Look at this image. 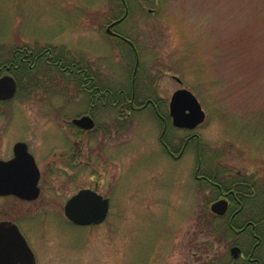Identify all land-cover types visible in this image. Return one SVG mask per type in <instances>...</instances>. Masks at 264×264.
Returning <instances> with one entry per match:
<instances>
[{
  "label": "rangeland",
  "instance_id": "374dc122",
  "mask_svg": "<svg viewBox=\"0 0 264 264\" xmlns=\"http://www.w3.org/2000/svg\"><path fill=\"white\" fill-rule=\"evenodd\" d=\"M128 4L118 30L145 49L142 69L146 82H155L143 87L159 96L162 118L150 108L119 121L124 111L92 106L54 77L55 96L40 89L1 104L0 158L25 141L43 172L33 221L22 226L38 264L229 260L223 243L202 227L207 203L219 197L198 189L195 147L187 131L173 127L169 104L183 87L198 97L207 118L192 133L205 145V168L220 167L228 182L239 173L252 177L264 201V0H150L145 10L136 0ZM119 6V0H0V61L18 46L53 47L106 85L131 86L134 64L115 50L125 44L107 33ZM89 112L97 129L82 134L71 122ZM162 135L179 158L166 151ZM87 188L110 199V212L99 225L77 226L65 204ZM1 209L24 210L11 199L0 200Z\"/></svg>",
  "mask_w": 264,
  "mask_h": 264
},
{
  "label": "flooded vegetation",
  "instance_id": "af4514ba",
  "mask_svg": "<svg viewBox=\"0 0 264 264\" xmlns=\"http://www.w3.org/2000/svg\"><path fill=\"white\" fill-rule=\"evenodd\" d=\"M120 1V14L119 16L115 17L111 21L108 22L107 25V33L109 34V37L117 41L118 43L120 42L121 44H125L123 46H118L115 48V50H120L123 54H125L129 60L130 63L134 64L133 69H131V78H130V85H131V90L129 91L127 89V85L123 86L122 88L119 89V94L118 95H113L109 96L106 93H99V95L96 96L95 103H99L100 101H105V102H115L117 103H127L131 109H121L122 105H118L119 109L118 112H123V116L118 118V120H123L124 118H127L128 115L132 112H137L141 110H147V109H152L154 114L158 118L161 117V112H160V103L162 102L159 98V96H151V94L146 90L144 87L145 86H150L153 84V81L151 84L146 82L147 77L145 76V69H142V51L145 50L143 47L137 46V44L132 40L130 37L124 35L118 28L122 25V23L129 17V14L131 12V8L129 7L128 0H119ZM138 1L139 6L145 10L146 8V3L149 2L150 0H136ZM156 9H149V13H156ZM29 53L33 54V52ZM26 56H20L19 61H25ZM44 60H46L47 63L53 65L55 64L54 60V55L52 52L51 48H48L47 50V55L43 57ZM60 65V69L63 71L65 68V63L63 61H58ZM84 65V64H83ZM82 65V66H83ZM20 67L21 63L19 64H13V63H5L0 61V77L5 76V75H10L15 78L17 82V93L19 91V72H20ZM80 68H78V71ZM83 72V81L87 82L88 81V75L86 74L85 70H80ZM80 72V73H81ZM99 76V82H101L100 75ZM177 79V78H176ZM52 81V80H51ZM48 80V82H51ZM178 82L181 83L179 79H177ZM147 84V85H146ZM144 86V87H143ZM147 86V88H148ZM111 87H115L111 85ZM140 87L143 88V91H140ZM116 88V87H115ZM126 88V89H124ZM185 88V87H183ZM99 92V90H98ZM129 92V93H128ZM16 93V97H17ZM173 95V94H172ZM94 97V96H93ZM6 101H1L0 105L5 103ZM9 102V101H7ZM170 114V111H169ZM92 115V114H91ZM126 115V117H124ZM93 116V115H92ZM96 121V120H95ZM200 127V126H199ZM78 128V127H76ZM198 128V127H197ZM196 128V129H197ZM97 129V127H96ZM82 134L88 132V131H83V129L78 128ZM184 131H187V136H188V146L189 148L195 147L196 153V170L194 172L195 180L197 182L198 189H200L203 192H211L212 190V184H215V180L211 178L209 175H207L206 172L202 171V165L205 166V161L207 159V151L205 150V145L201 143V138L199 135H195L192 132L195 130L185 128ZM165 131L163 132L164 135ZM163 135L160 137V140L166 149V151L175 159L179 158L181 154H177L178 150L176 149V146H173L170 142H166L163 138ZM18 143H24L27 145L28 151L34 156L36 164L38 163V159L35 154L30 150L29 145L25 141H18L15 144H13V152L9 156H5L4 158H0V161H10L15 158V147L16 144ZM170 143V144H168ZM203 157V158H202ZM200 160H203L202 162ZM204 162V163H203ZM38 165V164H37ZM39 167V165H38ZM40 170V168H39ZM41 176L39 179V185L38 187L40 188V194H41V187L40 183L43 177V172H41ZM240 175H244L242 173H239L238 177ZM237 177V176H236ZM235 179V178H233ZM205 192V193H206ZM219 198H216L214 200L218 201L221 198H225L228 201V211L224 215V217H228L230 222H235L238 220V217L240 216L239 213H241V210L243 211V206L245 204H251L250 207L246 208V214L242 216V218L239 220L240 224L239 225H232L233 227V235L232 239H230V246L229 249H226L228 252V255L231 256L232 262L229 264H264V207L263 210L259 206H256L257 204L255 203H261L264 202L262 201L261 195L258 197H243L240 191H238L235 188L226 190V189H221V192L219 193ZM2 199H11L15 200L17 203L21 204L23 206V209H20V212L17 213H10L6 210L1 209L0 212V222H11L15 225L18 226L20 232L24 235V237L29 241L30 240L23 228L22 225L26 223V221H33V218L31 215L34 213V203L37 201V199H25L21 198L17 195L13 194H8V195H1L0 200ZM213 203V201L209 204V206ZM255 204V206L253 205ZM242 206L240 209H234V206ZM31 216V217H30ZM24 222V223H23ZM247 245L245 246L244 245ZM29 245V246H30ZM235 248H238V250H235Z\"/></svg>",
  "mask_w": 264,
  "mask_h": 264
},
{
  "label": "water",
  "instance_id": "95a60500",
  "mask_svg": "<svg viewBox=\"0 0 264 264\" xmlns=\"http://www.w3.org/2000/svg\"><path fill=\"white\" fill-rule=\"evenodd\" d=\"M17 82L14 77H0V101L15 97ZM174 126L196 129L206 119L200 101L188 89H179L174 93L170 103ZM73 124L83 130H94L96 123L90 115L73 120ZM15 158L0 161V196L13 194L25 199H37L40 195L39 179L41 176L34 156L27 145L18 143L15 147ZM217 215H225L229 205L223 198L211 205ZM110 210V201L97 191L82 189L66 203L65 215L75 225L91 226L103 223ZM238 250V248H235ZM27 239L17 225L11 222H0V264H37L36 256Z\"/></svg>",
  "mask_w": 264,
  "mask_h": 264
},
{
  "label": "trees",
  "instance_id": "16d2710c",
  "mask_svg": "<svg viewBox=\"0 0 264 264\" xmlns=\"http://www.w3.org/2000/svg\"><path fill=\"white\" fill-rule=\"evenodd\" d=\"M48 48L52 49L53 55H54V62L55 64L51 65L46 62V60L43 59L47 55ZM45 49H33L29 46H18L14 49V51L10 52L8 55H6V58L4 61L5 63H13V64H19L21 63L20 67V74L18 76L19 80V91L17 93V96H21L22 98H30L33 95H35L38 90L44 89L46 91V94H52L55 96L54 92L57 89L58 86H60V83L56 81L58 80H64L65 84L68 85L72 91H74L76 94H82L83 96H86V98L89 99L90 105L93 106V102L95 103V98L99 93H106L109 96L118 95L119 89L122 87H111V85H106L104 82H99V76L98 73L95 72L92 68H90L88 65H83L80 62L76 61L74 58L68 56V55H60L58 56L55 52V48L48 47ZM33 52V54L29 53ZM26 56L25 61H19L20 56ZM58 61H63L65 63L64 70L62 71L60 69V65L57 64ZM83 65V66H82ZM78 68L80 70H85L86 74L88 75V81L84 82L83 79V72L80 70L78 71ZM81 72V73H80ZM56 79H54V78ZM52 78V79H51ZM48 80H52L51 82H48ZM126 89V88H124ZM127 89L130 91L131 86H128ZM126 89V90H127ZM99 90V92H98ZM129 93V92H128ZM94 96V97H93ZM95 104H101L105 108L114 109V111H117L119 109L118 105H124V102L121 103H115V102H105L100 101L99 103ZM127 104V103H125ZM130 105V104H129ZM172 143V142H171ZM170 144V143H168ZM203 158V157H202ZM201 162L203 160H200ZM204 163V162H203ZM211 167L208 169L204 168L202 165V171L206 172L207 175H209L213 180H215V184H212V196L214 198L219 197V193L221 192V189H232L235 188L238 191L243 194V197H258V190H259V183H257L256 180H254L252 177H246L245 175H240L239 177H236L235 179L229 180V182L226 180V172H223L220 170V167H216L215 164L211 163ZM211 200L207 203L210 204ZM256 206H259L260 208L264 207V202L261 203H255ZM255 204H253L255 206ZM251 204H245L243 206V211L241 210V213H239L238 220L235 222H230L228 217H219L216 216L211 212V210L208 208L205 220L201 223L202 227H207L210 229V232L217 237V239L223 243L226 249H229L230 246V239L234 237L233 235V227L232 225H239V220L242 218L243 214H246L245 210L246 208L250 207ZM240 206H234V209H240ZM207 222V223H206ZM230 223L232 225H230ZM224 256L230 257L228 255V252L226 250ZM219 260V259H218ZM231 258L228 260L221 259L218 261V264H229L231 263Z\"/></svg>",
  "mask_w": 264,
  "mask_h": 264
}]
</instances>
